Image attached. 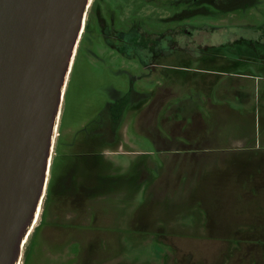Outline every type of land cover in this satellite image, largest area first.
Returning <instances> with one entry per match:
<instances>
[{"label": "flooded vegetation", "instance_id": "1", "mask_svg": "<svg viewBox=\"0 0 264 264\" xmlns=\"http://www.w3.org/2000/svg\"><path fill=\"white\" fill-rule=\"evenodd\" d=\"M89 3L73 60L85 46L101 42L108 50L106 60L123 58L150 73L160 70L145 78L147 83L154 80L155 89L139 85V75L132 73L125 87L111 86L94 114L83 125L66 131L68 139L63 140L66 82L40 202L41 205L46 198L47 207L54 205V209L40 210V206V222L36 224L37 216L25 238L26 241L32 231L36 232L33 251H29L23 264L31 258L41 259L35 254L41 252L42 235L53 241L42 251L48 255L55 252L48 257L54 264H264V125L259 143L214 147L205 145L200 136L201 120L205 117H229L238 114V109L242 114H251L248 110L256 98L252 95L256 86L243 79L253 78L252 67L264 74V0ZM219 52L263 53L258 54L259 59L243 56L230 62L227 55ZM171 57L182 61L180 66L175 65L178 69L192 74L191 84L196 90L187 86L184 77L180 87L174 86L175 76L164 70L171 67ZM189 62L195 65L189 66ZM231 63L236 69H221ZM239 67L245 71L240 73ZM117 73L126 71L119 69ZM223 75L239 79L218 83L214 76L219 79ZM260 92L264 95V86ZM141 121L146 122V132L157 138L163 133L183 139L199 136L201 140L172 143L174 152H184L188 157L207 155L204 157L211 161H187L179 163L183 169L175 166L165 170L159 160L163 154L153 151L152 146L141 149L140 140L136 142L142 136L136 125ZM122 152L129 164L133 157L135 166L143 160V181H150L145 186L150 190L151 203L144 213L138 209V215L142 213L137 215L140 224L119 227L135 238L143 235L160 247V252L150 251L145 258L128 256L123 243L111 248L105 244L104 231L109 227L106 217L112 215L107 199L119 181L116 176L109 177L108 170H112L108 163L112 160L114 173L117 172L114 159ZM58 158L61 162L55 178L53 166ZM165 173L172 180L166 189L159 182ZM119 182L123 184V180ZM159 196L166 200L155 203ZM240 201H248L249 206L260 203L261 207H249L246 216H238L235 206ZM162 216L168 217L170 224L155 222ZM180 216H185L186 225L176 223ZM198 233L218 234L212 253L200 252L197 243H189L187 234H194L198 241Z\"/></svg>", "mask_w": 264, "mask_h": 264}, {"label": "water", "instance_id": "2", "mask_svg": "<svg viewBox=\"0 0 264 264\" xmlns=\"http://www.w3.org/2000/svg\"><path fill=\"white\" fill-rule=\"evenodd\" d=\"M89 1L0 0V264H17L40 207L63 90ZM248 118L235 112L229 117L223 114L201 120V139L212 146L259 143L262 134L254 138V131H249L254 130V121ZM136 125L150 142L157 139L146 132L145 121ZM196 139L201 140L199 136L183 139L171 135L166 141L185 144ZM183 153H159L163 154L159 160L167 171L187 161L202 164L211 161L204 157L207 155L188 157ZM134 160L131 158V163ZM127 179L124 176L123 184L120 179L117 182L121 185L120 195ZM160 181L165 189L172 185L166 173L160 175ZM117 183L110 191L108 204L118 201ZM158 200L164 201L166 197L159 196L154 202ZM150 203V190L145 186L142 213ZM121 206L128 205L120 203V209ZM130 207L134 210L128 214L111 212L106 223L118 220L124 226L139 225L137 217L142 214L138 215L141 209L135 204ZM47 208L53 211L54 205ZM49 215L53 217L52 212ZM183 217L177 218L176 223ZM155 220L170 224L165 216ZM121 225L115 226L124 227ZM39 241L42 242L41 237ZM50 242L53 241L46 238L42 248H49Z\"/></svg>", "mask_w": 264, "mask_h": 264}, {"label": "rangeland", "instance_id": "3", "mask_svg": "<svg viewBox=\"0 0 264 264\" xmlns=\"http://www.w3.org/2000/svg\"><path fill=\"white\" fill-rule=\"evenodd\" d=\"M87 49L92 50L93 52H88ZM98 51V52H97ZM108 50L105 49L101 42H97L96 46H88L84 47V50L81 52H77L68 76H67V89H66V95H65V103H64V109H63V116H62V128L61 131H63V134L65 135L67 140L68 137H66V131L69 129H72L73 127H79L83 125L84 122H86L95 112V109H98V106L105 100L107 93L109 92V89L111 86L114 87H125L128 84L129 80V74H135L139 75V79L137 80L138 84L142 87H152V89H155V83L154 80H152L151 83H147L145 78L152 76V73L156 70H160L159 68H156L154 70H151V73L149 70L143 69V67L139 65H130L127 60H124L123 58L106 60L107 52ZM210 53H216V52H210ZM221 55L225 54L228 56V59H231L230 62L233 60H237L242 58L243 56H246L248 59H259L258 54H261L263 52H219ZM224 56V55H223ZM118 60V61H117ZM170 63L168 64L171 66L170 68H165L164 70L175 76L174 79V86L180 87L182 84V78H186L188 80V87L191 89H195L194 84H191L192 80V74L190 72L186 73L185 71H181L178 69L175 65L180 66L182 61H178L176 57L168 58ZM187 64L186 62H183V64ZM208 64V63H207ZM215 64V63H214ZM248 63H239L237 65H247ZM167 65V64H166ZM189 66H194L195 64L189 62ZM253 65V64H251ZM255 65V64H254ZM236 65L234 63L223 65L221 69H229L232 71ZM125 70L126 74H119L117 73L118 70ZM240 73H243L245 70L241 67L237 68ZM153 71V72H152ZM251 73L254 75L252 79H243L248 80L251 83H253L254 87L252 90V95L256 98L263 97L260 101L256 100L254 98L253 106L248 110L251 111V114L248 115V119L254 121V130H249L251 133L254 131V138H258L262 134V129L264 122L262 118H264V95L262 92H260V89L264 86V74L258 73L256 70V67H252ZM218 83H225L239 78H233L229 76H219V79H217V76H214ZM150 84V85H149ZM241 111L240 109H238ZM239 111H237L239 113ZM241 113V112H240ZM261 119V120H260ZM131 128H133L131 126ZM140 140V146L141 149L150 147L151 143L149 140L141 136L139 138H136V142ZM230 142H227V144ZM125 159L127 161V157L125 156ZM61 161L59 158L54 162L53 166V173L56 178L57 169L59 167V164ZM44 202L40 205L41 210L44 208H47L48 199H43ZM138 201V200H137ZM108 203V202H107ZM113 204V205H111ZM126 205V203H125ZM110 211L114 214H120L123 213H130L132 210H134L133 207L128 206H121V209L119 207L118 201H111L109 205ZM40 222V217L36 224ZM123 223V222H122ZM36 224L34 226H36ZM109 227L108 229L104 231L106 236L105 244L107 248H111L114 245H120L121 243L126 245L127 249V255L133 256L134 254H137V256H140L141 258H145L147 254L150 253V251H154V253L160 252V247H155V244L151 243L152 241H148V239L141 235L135 238L134 234L122 232L120 231V228H118L115 225H119V221L115 222H108ZM211 233V232H208ZM36 232L30 233L28 236L29 238L26 239V241L23 244V247L20 251V258L17 262V264H23L25 261V257L28 256L29 251L32 252V247L34 243ZM189 238V243H197V246L199 247V251L203 253H212V245L215 242V240L218 239V234H214V236H207V234H196L198 236V241L196 238H193L194 234H187ZM204 238L203 242L202 238ZM41 252H37L35 256H39L40 258H31L30 262L27 264H54L53 260H50L49 256L52 255L47 252L43 254L42 251V243H45L46 238L45 236H41ZM148 241V242H147ZM155 247V248H154ZM23 250V251H22ZM55 251V250H54ZM22 252V253H21ZM55 255V252L51 257ZM22 256V257H21ZM47 256V257H45ZM136 256V258H137ZM49 257V258H48ZM21 260V262H20Z\"/></svg>", "mask_w": 264, "mask_h": 264}, {"label": "crops", "instance_id": "4", "mask_svg": "<svg viewBox=\"0 0 264 264\" xmlns=\"http://www.w3.org/2000/svg\"><path fill=\"white\" fill-rule=\"evenodd\" d=\"M212 113L215 114L216 111H211V114ZM207 118H210V117H205L202 120H206ZM167 137H168V135L166 133H163L162 135H160L159 138H157L158 140L157 139L155 140L157 143L155 141H152V144H151V146L153 147L152 150L155 152H159V153L174 151L175 148L171 145V143H168L166 141ZM207 146H212V145H207ZM231 146H233V145H231ZM214 147H216V146H214ZM143 152L144 151L141 150V155H143ZM122 155L126 156V153L122 152L120 157L114 159L116 161V164H117L116 165L117 166L116 167L117 172L114 173L115 168H114V165L112 164V160L108 163L109 168L112 170V171L108 170L109 177L116 176L118 179H120V181H122L124 176L128 177L127 183L125 184V189L123 190L122 195H120L121 194V190H120L121 185H118L119 195L116 197V200H118L119 204L120 203H126L127 205L129 204V206H132L135 204L136 207L139 206V209H141V207H142L141 203L143 200V194H144V190H145V183L143 181L144 180L143 179L144 172H143V169L141 168V166L143 165V160H141V163L138 166H135L133 161L129 165V163L126 161V159ZM126 185H127V188H126ZM227 206L231 207L230 204ZM257 206L261 207V204L260 203L255 204V205L252 204L249 206L248 201H245V202L240 201L235 207H236V210L239 212L238 216H246L248 214L249 207H251L253 209H257L258 208ZM246 212H247V214H246ZM159 222H161V221H159ZM178 224L179 225H182V224L186 225L185 218H182L181 220H179ZM119 225H121V224H119ZM121 226H124V225H121Z\"/></svg>", "mask_w": 264, "mask_h": 264}, {"label": "bare ground", "instance_id": "5", "mask_svg": "<svg viewBox=\"0 0 264 264\" xmlns=\"http://www.w3.org/2000/svg\"><path fill=\"white\" fill-rule=\"evenodd\" d=\"M90 4V3H89ZM76 45V44H75ZM74 50H75V47H74ZM70 61H71V57L69 58V63H70ZM59 120V119H58ZM55 127H56V124H55ZM56 136V135H55ZM52 153V152H51ZM52 155V154H51ZM42 206V205H41ZM40 208V207H39ZM39 208H37V211H36V214H35V218H34V221H35V219L37 218V216L39 217V215H37V213H38V210H39ZM41 210V209H40ZM39 210V211H40ZM37 220H38V218H37ZM34 221H33V223H34ZM37 222V221H36ZM35 222V223H36ZM29 238V237H28ZM24 242H25V240H24ZM27 242V241H26ZM23 247V246H22ZM23 251V250H22ZM22 253V252H21ZM22 257V256H21ZM20 262H21V260H20Z\"/></svg>", "mask_w": 264, "mask_h": 264}]
</instances>
